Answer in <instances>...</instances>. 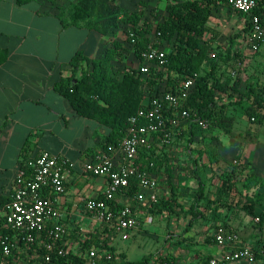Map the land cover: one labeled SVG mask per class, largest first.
Wrapping results in <instances>:
<instances>
[{
    "label": "trees",
    "instance_id": "16d2710c",
    "mask_svg": "<svg viewBox=\"0 0 264 264\" xmlns=\"http://www.w3.org/2000/svg\"><path fill=\"white\" fill-rule=\"evenodd\" d=\"M232 1L170 0L166 6L167 15L153 25L144 19L145 12L142 9L121 13L119 0H78L68 12V24L83 25L89 30L98 31L108 45L102 56L96 59H88L77 52L70 61V77L61 78L54 85V91L69 102L78 116L91 119L108 129L105 139L97 145L98 149L85 153L86 160L98 152L118 149L127 135L130 118L140 110L151 109L152 100L156 97L171 93L176 98V104L162 103L161 118L164 123L161 130L154 135V141L149 147L139 149L132 162L141 172L159 177L157 189L163 188L164 192H159L158 199L154 202H146L147 198L145 202H140L137 199L141 190L139 179L132 177L128 189L124 191V196L129 198L127 203L137 218L141 210L166 220L184 217L187 219L184 224L185 233L197 220H205L209 227L202 248H218L216 237L222 231L226 236L236 237L227 241L222 250L223 258L226 253L246 246L253 254L250 263L264 264V178L259 177L249 163L245 164L238 157L231 163L223 162L211 146L219 137L217 132L252 136L264 128V86L258 84L252 73L249 77H244L245 72L252 69L254 62L257 66L260 65L258 57L264 54L261 50L264 39L257 43V48L254 52L251 51V55L234 49V40L242 34L250 50L247 41L250 16L241 13L236 14L242 17L247 27L242 24L240 34L233 35L225 48L218 44L220 33L209 26L213 13L223 7L230 8ZM256 1L257 7L251 14L264 27V0ZM138 6H145V3L139 2ZM59 18L65 23L62 15ZM121 27L126 35L123 42L116 39ZM128 47L139 62V68L128 69L118 76L112 71L111 64L120 63L123 59L121 54ZM150 48L165 51V57L153 60L148 72L143 73L141 67L148 66L144 55ZM188 80L194 81V86L190 89L185 87ZM184 111L189 117L181 120L179 115ZM237 117L240 120L236 121ZM200 120L208 122L206 129L199 126ZM147 121L141 119L139 125ZM30 136L33 139L34 135ZM179 142L181 152L189 156L193 152L197 153V157L192 156L190 159L194 168L198 161L206 160L207 164L200 163L201 168L206 166L211 169L208 183H213L214 180L219 183L214 191L207 188L208 184L203 181H198L197 190L173 183L172 173L177 166L180 167L173 161L175 146ZM30 143V139L27 140L25 152H22L19 161L20 167L25 166L27 179L32 173V169L26 166L28 151L32 149ZM193 174L198 177L197 170L194 169ZM104 181L107 186L108 181ZM66 186L67 184L65 191ZM103 193L97 197L98 200L104 199ZM42 196L46 198L48 194L44 193ZM121 197V194L115 195V200L108 201V204L113 207L115 205L116 210H120L122 203L116 204V201ZM10 201L11 198L7 203ZM4 207V203H0V208ZM241 217L250 219L246 226H251L258 235L252 242H247L240 235V229L246 227L239 220ZM49 227L40 237L50 242ZM69 227L73 238L79 228L75 225ZM94 229L78 239L81 257H77L72 252L73 249L69 248L64 258L52 254L54 264H66L68 259L81 264L86 261L88 251L92 249L97 251L96 264H184L180 257L165 251L169 239L164 240L160 251L141 260L130 261L119 250L118 243L125 241L119 236H113V241L110 242L106 231L97 227ZM169 234L175 236L173 233ZM27 235L6 227L4 216L0 215V264H30L28 257L33 251L25 242ZM180 236L178 237L182 240L175 243L185 244V248L194 244L192 239ZM6 238L10 243H14L15 239L19 241V245L12 249V256L7 258L3 256ZM197 251L201 255H198L196 264H210L214 259L213 254H206L200 248ZM41 253L45 254L44 251ZM108 254L110 259H107ZM222 262L237 263L225 259Z\"/></svg>",
    "mask_w": 264,
    "mask_h": 264
},
{
    "label": "crops",
    "instance_id": "0c3cea01",
    "mask_svg": "<svg viewBox=\"0 0 264 264\" xmlns=\"http://www.w3.org/2000/svg\"><path fill=\"white\" fill-rule=\"evenodd\" d=\"M77 1L0 0V203H4L5 207L9 204L7 202L15 191L14 178L19 168L21 154L25 152V144L30 139L32 149L28 151V160L35 159L42 152H48L63 157L75 167V172L67 180L66 191L59 206L65 212L67 224L75 225L79 229L81 227L89 233L92 231V225L88 221V216L82 212L79 199L82 196L97 198L103 193L106 183L102 178L90 177L79 170L83 161L87 159L85 153L98 149L97 145L105 139L108 129L91 119L78 116L69 102L54 91V85L61 78L70 77L72 70L70 61L77 52H81L88 59H96L102 56L108 44H105L103 36L98 31L89 30L83 25L68 24L70 23L68 12ZM139 2L145 3V6L140 8L145 15L150 2L151 4L156 2L154 7L157 8L158 15H155L154 19L159 21L167 15L166 6L170 0ZM124 5L130 6V1L119 0L120 9ZM234 14L236 13L231 7L220 8L213 13L209 26L217 30L221 36L222 29L216 22L220 23L217 18L223 17L226 25L233 23L242 28V17ZM60 15L65 23L59 18ZM228 15H231V18L226 19ZM236 39L245 46L244 35ZM261 50L264 51V47ZM258 62L259 66L254 62L252 74L258 84L264 86L262 66L264 54L258 57ZM30 135H34L33 139ZM221 137H218V141L214 140L211 146L223 162L231 163L238 157L245 164L249 163L259 177L264 178V128L252 136H237L226 132V136ZM214 144L218 145V148ZM175 149L173 161L180 167L177 166L172 173L173 183L197 190L198 181H203L208 184L207 188L214 191L219 183L216 180L208 183L211 169L206 166L201 168L200 164H207L206 160L198 161L194 168L190 159L192 156L197 157V153L193 152L189 156L181 152L180 142L176 144ZM194 169L197 170L198 177L194 176ZM159 192L163 194V188L153 191L157 199ZM142 193L143 197L147 198L146 202H150L151 192L146 190ZM139 214L138 227L131 232L129 239L139 235L152 238L154 246L149 254L160 251L164 240L169 239L165 251L176 257L178 256L176 252L184 249L187 253L185 256H191L187 264L197 263L198 255H201L196 252L199 248L206 254H213L214 258H223L222 249L201 247L209 227L207 221L197 220L189 231L183 232L185 234L183 239L189 238L194 241L193 245L185 248V244H177L182 238L177 239L175 230L176 225L182 229L187 219L179 216L166 220L160 216H151L142 210ZM163 220H166V223ZM239 220L245 226L250 221L248 217H241ZM149 226L159 230L148 232L145 227ZM169 233H174L175 236H170ZM240 235L248 240L247 242H252L254 237L258 238L251 226L242 227ZM127 241L118 243L119 250L126 255L123 245ZM180 259L185 264V260L182 257ZM235 264L251 263L241 260Z\"/></svg>",
    "mask_w": 264,
    "mask_h": 264
},
{
    "label": "built area",
    "instance_id": "2783aa9c",
    "mask_svg": "<svg viewBox=\"0 0 264 264\" xmlns=\"http://www.w3.org/2000/svg\"><path fill=\"white\" fill-rule=\"evenodd\" d=\"M181 1H199V0H181ZM257 7L256 0H233L231 9L235 13H241L250 16V29L248 33L249 48L254 52L257 43L264 39V27L261 26L257 17H252V11ZM244 27H247L243 23ZM148 66L141 67L143 73H147L150 63L153 60L165 57V51L150 48L144 55ZM213 57V55H212ZM194 86L193 80H188L185 87L190 89ZM162 103L175 105L176 98L171 94H161L152 100V108L149 110H140L137 115L129 120L127 135L122 140L118 149H109L108 152H98L90 156L83 162L80 172L92 174L108 181L104 189L103 198L82 196L79 199V205L82 212L88 216V221L94 228L106 231L108 239L113 241V236H119L123 241H127L131 231L137 228L138 218L135 216L129 202V198L124 196V191L130 185V179L136 177L139 179L140 193L138 200L144 202L142 191H150L149 201H156V195L153 193L158 187L159 177L151 173L141 172L132 162L136 158L141 147H149L154 141V135L157 134L163 126L161 118ZM180 119L189 117L187 112L179 115ZM141 119L148 120L147 123L140 124ZM201 128L206 129L208 122L200 120L198 122ZM26 166L32 169L30 177L25 178V166L20 167L14 178L15 191L11 196V201L0 210L5 218V226L17 232L27 233L25 239L27 247H32L33 253L29 259L30 264H54L53 255L64 258L69 248L81 257L82 253L78 247V239L82 234H88L80 227L75 237H71V229L66 223L63 209L59 206L61 197L65 193V185L70 175L73 174L74 166L63 157L52 155L48 152H42L35 159L27 161ZM44 193L48 194L45 198ZM121 194V199L116 204L122 203V208L116 210V206H110L108 201L115 200V195ZM2 212V213H1ZM257 221V220H256ZM50 226L49 238L41 239L40 234ZM235 236H226L222 231L217 234L216 242L219 249L224 250L227 241L235 239ZM7 242L3 247V256L11 257L12 249L19 245L18 239L14 243ZM44 251L45 254H42ZM264 254V252H262ZM225 258H214L210 264H221L225 259L230 262L247 260L250 262L253 254L248 247L235 249L233 252L225 254ZM86 261L81 264H96L97 251L92 249L88 251ZM107 259H110L108 254ZM66 264H77L74 259H68ZM80 264V262H78Z\"/></svg>",
    "mask_w": 264,
    "mask_h": 264
},
{
    "label": "rangeland",
    "instance_id": "374dc122",
    "mask_svg": "<svg viewBox=\"0 0 264 264\" xmlns=\"http://www.w3.org/2000/svg\"><path fill=\"white\" fill-rule=\"evenodd\" d=\"M125 1H127V0H124V2ZM129 1H130V6L124 5L120 9L121 13H123L124 11H129V10L131 11V10H134L137 8H139V9L142 8V7H138L139 0H129ZM155 3L151 4V2H150L149 7H147L145 10L146 11V15H145L146 18H144V19H147L153 25H155L157 23L156 19H154V18H155V15H158V13H156L157 8L154 7V6H156ZM234 15H236V14H234ZM227 18H231V15H228L226 17V19ZM217 19L220 20V23L216 22V24L219 25L222 29V33H221V36H220L218 42H219L220 46L225 48L230 44L229 41H230L231 37L237 33L240 34L242 28H238V25L233 24V23H232V25H226L225 19L223 17H219ZM121 29H122V27L120 28V31H118V34L116 35V39L120 42H123L126 35ZM240 35H242V34H240ZM233 44H234V49L239 50L240 52L243 51L246 53V55H251V51L248 50L247 44H245V46H243L241 44V42L238 41L237 39L234 40ZM121 55L123 56V59L120 63L116 62L114 64H111V65H113L112 71L116 72L118 74V76H121V74L128 69L139 68V62L135 58L134 54L132 53V49L130 47L126 48V51H123ZM251 73H252V69L250 68L249 71L245 72L244 77H249V75H251ZM234 113H236V112L234 111ZM237 120H238V117L236 118V121ZM217 135L219 137L222 136L221 138H223L226 136V132L220 131L219 133L217 132ZM216 141H218V138L216 139ZM214 145L218 148V145H216V144H214ZM230 158H231V156H230ZM163 221L166 223V220H163ZM176 227H177V229L176 230L174 229V230L177 234L176 237L178 239L179 235H183V236L185 235V234H183V232H185V231H184V227H182V229H180L177 225H176ZM145 230H147L148 232H152V231L154 232V230L158 231L159 229L158 228L156 229L154 226H149V227H145ZM179 233H181V234H179ZM139 246H140V248H138ZM153 246H154L153 239L152 238L150 239L149 237H146L143 235L132 237L123 245V247L125 248V250L127 252L128 259L130 261H138V260L145 258L149 253H151V249ZM158 246L160 248L161 244ZM177 254L179 257H182L185 260V264H187L191 259V256H189V255H188V257H186L187 253L184 249L177 251L176 255ZM221 264H226V263L222 262ZM229 264H231V263H229Z\"/></svg>",
    "mask_w": 264,
    "mask_h": 264
}]
</instances>
